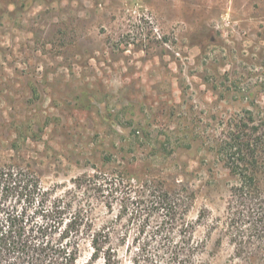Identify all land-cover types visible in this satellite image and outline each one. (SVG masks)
<instances>
[{"label":"rangeland","instance_id":"rangeland-1","mask_svg":"<svg viewBox=\"0 0 264 264\" xmlns=\"http://www.w3.org/2000/svg\"><path fill=\"white\" fill-rule=\"evenodd\" d=\"M245 109L264 118V0H0V159L89 195L111 264H264L262 243L222 226L237 178L217 146ZM96 172L189 193L191 237L117 218L118 198L74 184ZM92 251L76 264H105Z\"/></svg>","mask_w":264,"mask_h":264},{"label":"trees","instance_id":"trees-1","mask_svg":"<svg viewBox=\"0 0 264 264\" xmlns=\"http://www.w3.org/2000/svg\"><path fill=\"white\" fill-rule=\"evenodd\" d=\"M11 149L17 152L16 141ZM217 152L237 178L225 203V234L234 241L246 238L264 245V118L257 119L250 109L230 117ZM139 182L131 188L123 178L96 172L83 174L74 184L84 188L86 195L106 193L109 209L118 198L116 217L129 216L127 220L136 221L140 232L147 229L153 237L164 239L190 238L193 226L186 214L191 195L168 191L158 183ZM76 198L44 188L29 164L15 157L0 159V264H76L86 242L93 249L91 259L103 256L105 264H111L114 251L102 247L110 227L95 230L89 195ZM155 264L194 263L182 259Z\"/></svg>","mask_w":264,"mask_h":264}]
</instances>
